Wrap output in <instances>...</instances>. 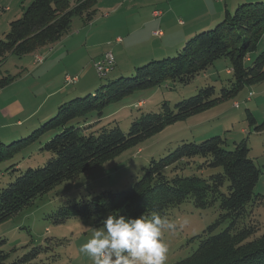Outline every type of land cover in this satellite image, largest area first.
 <instances>
[{
	"label": "trees",
	"instance_id": "1",
	"mask_svg": "<svg viewBox=\"0 0 264 264\" xmlns=\"http://www.w3.org/2000/svg\"><path fill=\"white\" fill-rule=\"evenodd\" d=\"M250 1L241 2L232 13L225 11L213 28L194 34L175 52H160L169 53L162 59L154 55V60L137 67L133 76L124 78L121 74L91 93L69 94L28 137L9 145L6 144L14 140L10 139L14 133L0 137V164L8 163L6 170L11 169L12 175L0 187V225L63 182L113 160L166 126L200 114L233 98L244 87L262 82L264 50L255 57L253 54L264 36V0ZM95 4L96 0H32L0 39V66L9 56L31 55L32 66H40L55 52L75 16L86 25L92 21ZM219 60L230 64V78L215 79L219 88L205 84L194 96L173 106L163 102L157 112L140 113L127 133L118 125H111L113 120L103 123L108 118L103 112L112 104L123 105L134 93L154 90L168 81L188 85ZM115 66L114 61L111 71L103 77L97 74V78L108 77ZM214 77L208 73L205 82ZM66 78L69 77L65 76V84L74 86L67 84ZM12 81L9 76L1 78L0 90ZM122 105L114 108L118 111ZM249 121L251 125L256 123L252 116ZM262 129L264 123L255 127L256 132ZM38 143L48 160L21 171L19 157ZM260 175V169L249 158L245 140L234 143L232 150L225 148V141L219 136L200 143L183 142L166 156L151 159L130 189L103 190L86 200H68L53 215L57 223L79 217L93 220L95 227H100L109 214L136 218L155 211L168 218L185 202L191 201L195 208L217 204L216 223L197 237L198 246L192 254L176 264H264V232L254 216V208L264 198L254 193ZM220 223H226L225 228L214 233ZM2 244L0 241V264H37L43 251L33 248L9 262Z\"/></svg>",
	"mask_w": 264,
	"mask_h": 264
},
{
	"label": "rangeland",
	"instance_id": "2",
	"mask_svg": "<svg viewBox=\"0 0 264 264\" xmlns=\"http://www.w3.org/2000/svg\"><path fill=\"white\" fill-rule=\"evenodd\" d=\"M31 1L0 0V39L9 31L10 22L20 18L23 9ZM210 1L214 3L213 0ZM225 1L228 0H222V3ZM244 1L235 0L236 5L232 8H237ZM199 4L200 0H96L92 21L86 25L81 18L75 16L69 29L71 34L82 28L87 33L82 32L77 37L70 34L69 40L57 47L50 61L35 67L36 65L32 66V55L20 58L9 56L0 66V79L8 76L13 78L9 87L0 90V137L14 133L10 137L14 140L6 145L28 137L45 122L46 111L57 99L55 95L73 91L77 84L88 86L97 82L100 85L115 78L114 75H121L115 73L98 79L92 60L98 63L101 57L111 53L116 59V66L118 64L120 69L126 70L133 64L140 63L137 61L138 56L133 53L140 54L147 47H151L154 54L165 52L168 47L167 36L163 41L154 37L157 39L155 42L151 38H145L157 28L161 35L163 32H171V28H177L181 33L190 27L196 28L202 23L199 18L204 16L199 12ZM152 11L161 12L163 16L156 19ZM193 15H196L194 19ZM178 20L182 21L179 27L176 26ZM136 43L142 48L135 52H123L116 57V53L126 51ZM174 44H177L176 41L169 46ZM178 48L179 46L173 47L170 53ZM263 50L264 36L253 56ZM167 54L169 53L157 57L162 59ZM39 60L38 58L37 62ZM144 64L146 63L134 65L132 71L125 72L122 76H133L134 70ZM228 68L229 62L219 60L212 69L197 76L188 85L168 81L154 90L138 91L128 97L123 105L119 104L123 108L118 111L114 107H120L119 105L112 104L107 107L103 115L108 118L103 123H111L113 120L115 122L111 125H118L123 133H127L132 120L140 113L157 112L163 102L173 106L194 96L205 84L218 87L216 84L219 81L215 79L230 78L227 75ZM208 73L216 78H209L205 82ZM65 76L77 78L71 83L74 86L68 87L65 84ZM140 99L142 100L139 102ZM236 102L238 107L235 106ZM10 106L13 111H18L13 116L8 112ZM248 113L254 118V125H251V116ZM263 123L264 80L244 87L233 98L200 114L166 126L160 133L140 142L113 160L65 181L47 194L34 199L30 205L0 225V241H3L1 249L9 255V262L27 254L33 248H39L43 251L35 261L37 264H92L91 259L80 248L91 237L92 229L96 228L94 221L76 217L57 223L53 214L68 200H86L103 190L120 192L130 189L141 178L143 168H146L151 159L158 160L166 156L183 142L200 143L219 136L224 139L225 148L232 150L234 143L245 140L249 148V158L261 171L254 193L264 197V129L261 132L255 131V127ZM39 146L40 143L33 145L19 157L18 168L21 171L41 166L48 160V154L41 152ZM7 166L8 163L0 164V187L12 178L11 169L6 170ZM254 216L261 224V232H264V198L263 203L254 208ZM218 218L217 204L214 207L195 208L190 201L175 209L168 219L175 222L176 230H166L162 237L169 249L166 264H176L190 256L198 246L197 237L213 226ZM225 226L226 223L215 226L214 233L220 232Z\"/></svg>",
	"mask_w": 264,
	"mask_h": 264
},
{
	"label": "clouds",
	"instance_id": "3",
	"mask_svg": "<svg viewBox=\"0 0 264 264\" xmlns=\"http://www.w3.org/2000/svg\"><path fill=\"white\" fill-rule=\"evenodd\" d=\"M175 231L176 224L158 212L136 218L109 214L80 251L92 264H166L168 245L165 231Z\"/></svg>",
	"mask_w": 264,
	"mask_h": 264
},
{
	"label": "crops",
	"instance_id": "4",
	"mask_svg": "<svg viewBox=\"0 0 264 264\" xmlns=\"http://www.w3.org/2000/svg\"><path fill=\"white\" fill-rule=\"evenodd\" d=\"M128 1H131V0H128ZM234 1L235 0H228V1H225V2L222 3V0H213L214 3H212V1H210V0H200V4L198 6H200L201 9L199 10V12L204 14V16L199 18V19H202V23L200 25H198L196 28L193 29L192 27H190L187 31L185 30V32H183V33H181V31H178L177 28H176V30L171 28V30H172L171 32H168V33H164L163 32L162 35H161V31L159 30V28H157V29L153 30L149 35L147 34L149 37L147 36L145 39L147 40L148 38H151V40H153V42H155L157 40L155 38H160V40L163 41L166 38V36H167L168 40L166 42H168L167 43L168 47L166 49H172L175 46L178 47L179 45L184 43L186 40H188L190 37H192L194 34L213 28L215 26V24H217L222 19L225 11H228V12L232 13L231 11H234V9L236 8V6H235L234 9L232 8V7H234V5H236L235 4L236 2H234ZM242 1H244V0H242ZM220 3H222V6L220 5ZM152 13H153V16L156 19L161 17V16H163V14L161 12H158V11H152ZM195 17H196V15H193L192 19H194ZM181 22H182L181 20H178V22L176 23V26L179 27ZM82 32L83 33L84 32L87 33V30L82 28L81 30H79L77 32H72V34L68 32L64 37H62V39L57 43L56 46L58 47V46L62 45L64 42H67V40H69V38H70L69 37L70 34H71V36L77 37V36H80V34ZM159 32H160V34L158 35ZM171 33H172V35H170ZM156 35L160 36V37H157ZM118 41H119V39H118ZM174 41H176L177 44L169 46ZM139 46H140V44L136 43L133 47H131L129 49H126V51L122 50V51L116 53V57L119 54H123V52H128V51L129 52H135L138 49L142 48V46H141V48ZM57 47H56V49H57ZM145 47H147V46H145ZM52 54L48 55L44 62H46L47 60L50 61L51 60L50 58H51ZM162 54L164 55L165 53H160L159 52V53H155L154 54L152 52V50H151V47H147L140 54H134L133 53V55H135V56L137 55L138 56L137 57L138 58L137 61H140L139 64H133V66H130L131 68H128L126 70L120 69L118 67V64H117L116 68L112 71V73L110 75H113L115 73L116 74L117 73L118 74H123L125 72L126 73L130 72V71H132L134 65H140L142 63H146V62L151 61L152 59H154V58H152V57H154V55L158 56V55H162ZM134 60H136V58H134ZM114 61H116L115 57H114ZM137 61H135V63ZM91 62L94 63L95 61L92 60ZM54 66H55V63H54ZM85 73H86V70H85L84 74ZM117 76H119V75H114L113 77H117ZM98 85L99 84H97V82H96V84L88 85V86H80V85L77 84V87H75V90L70 91V92H66V93H62V94H59V95H55L54 97L57 96V99H55L53 105L48 109V111H46V113H51L55 109L56 105L59 102H61L65 98L69 97V94H72L73 92H76L78 95H82V94L87 93V92L91 93L92 89H95ZM77 89H79V90H77ZM12 106H10L8 108L9 109L8 112H9L10 116H13L16 112H18L16 110L13 111Z\"/></svg>",
	"mask_w": 264,
	"mask_h": 264
},
{
	"label": "built area",
	"instance_id": "5",
	"mask_svg": "<svg viewBox=\"0 0 264 264\" xmlns=\"http://www.w3.org/2000/svg\"><path fill=\"white\" fill-rule=\"evenodd\" d=\"M160 34V32L158 33V35ZM114 64V58L113 55L111 53H107L103 56L102 60L99 61L98 63H94V69L96 71V73L100 76L103 77L105 75H107L110 71H111V67ZM73 80H77L76 77L74 78H66V83L71 84L73 82ZM236 107H238V103L235 104Z\"/></svg>",
	"mask_w": 264,
	"mask_h": 264
}]
</instances>
